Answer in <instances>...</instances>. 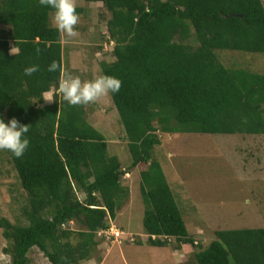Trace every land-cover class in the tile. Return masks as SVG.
Wrapping results in <instances>:
<instances>
[{"label": "trees", "instance_id": "trees-1", "mask_svg": "<svg viewBox=\"0 0 264 264\" xmlns=\"http://www.w3.org/2000/svg\"><path fill=\"white\" fill-rule=\"evenodd\" d=\"M84 1H101L109 13L114 59L101 63V75L122 81L109 96L123 127L129 168L145 166L139 174L147 243L163 247L173 237L176 249L194 250L195 264H264V226L218 229L207 245L195 243L153 156L162 133L264 134V72L227 66L217 57V51L264 55L262 1ZM53 14L39 0H0V118L29 125L30 141L21 158L5 150L26 194L24 223L0 217L9 264H30L33 247L50 264L91 259L96 232L109 226L129 194L121 181L129 169L108 154L85 105L71 106L59 94L62 72L47 70L53 61L61 68L63 62ZM191 36L195 47L186 42ZM32 65L40 70L25 75ZM51 86L54 101L46 105L43 92ZM73 220L82 228L66 226Z\"/></svg>", "mask_w": 264, "mask_h": 264}, {"label": "rangeland", "instance_id": "rangeland-1", "mask_svg": "<svg viewBox=\"0 0 264 264\" xmlns=\"http://www.w3.org/2000/svg\"><path fill=\"white\" fill-rule=\"evenodd\" d=\"M261 1L264 6V0ZM83 3L87 2L77 0V5L82 8ZM79 17L77 40L63 41V67L64 74L79 76L84 81L101 75V61L114 59V42H108L106 19L91 25L96 29L89 34L82 14ZM98 30L102 36L100 40ZM186 42L193 47L198 44L192 36ZM10 45L15 47L12 42ZM96 48L99 49L97 56ZM217 57L227 66L264 72L262 54L217 51ZM54 91L51 86L43 93L53 96ZM85 110L87 121L106 138L108 154L119 159L121 168L129 169L121 179L129 194L116 211L115 218L109 220V224L124 233L118 240L96 236L98 245L94 256L81 264H195L194 250L176 249L173 237L163 247L147 243L148 236L142 226L145 204L140 193L139 174L145 166L129 168L131 156L109 94L85 105ZM160 139L161 144L155 147L153 156L161 164L195 243L207 245L216 238L218 229L264 226V134L162 133ZM76 194L83 199L81 191L77 190ZM25 204L26 194L10 157L5 150H0V217H6L12 223H24L22 210ZM66 226L82 228L75 220ZM131 237L134 240H130ZM6 245L0 228V264L10 262V257L2 251ZM27 255L30 264H50L36 247L31 248Z\"/></svg>", "mask_w": 264, "mask_h": 264}, {"label": "clouds", "instance_id": "clouds-1", "mask_svg": "<svg viewBox=\"0 0 264 264\" xmlns=\"http://www.w3.org/2000/svg\"><path fill=\"white\" fill-rule=\"evenodd\" d=\"M40 5L54 9L53 23L57 31L65 38H74L79 35L76 26L80 22L77 13V0H39ZM40 49H36L37 55ZM18 49L12 47L10 54L15 55ZM63 69L53 61L48 66L49 72H56ZM39 66L32 65L24 69V74L31 76L38 72ZM122 86V81L109 75H99L91 80L82 81L79 76L65 74L59 81L58 90L63 99L71 106L87 105L97 102L100 98L109 93H117ZM44 101L51 103L54 101L52 94L47 93ZM29 132V125L21 124L16 118L10 119L7 123L0 118V150L11 152L16 158H21L29 147V139L25 134Z\"/></svg>", "mask_w": 264, "mask_h": 264}, {"label": "crops", "instance_id": "crops-1", "mask_svg": "<svg viewBox=\"0 0 264 264\" xmlns=\"http://www.w3.org/2000/svg\"><path fill=\"white\" fill-rule=\"evenodd\" d=\"M84 4V3H83ZM78 6V5H77ZM84 8H82V10H81V12L80 13H78V14H82V17H83V19H82V21H86V23H87V30H88V32H89V34L91 33V30L93 31L94 29H96V27L95 26H91V25H93V24H95V25H97V24H100L101 23V21H103L104 19H106V21L108 20V18H109V13H107L106 11H104L103 10V5H102V3H98L97 1H92V2H88V3H85L84 5ZM77 28H78V25L76 26V30H77ZM99 31V30H98ZM99 34H100V38H99V40L101 39V32L99 31ZM78 37V36H77ZM64 39H68V40H72V41H76L77 39H76V37H74V38H65L62 34H61V44H62V48H63V41H64ZM88 40H89V37H88ZM90 40H91V38H90ZM72 41H69V42H72ZM99 42V41H98ZM98 42H97V45H98ZM91 44V43H90ZM91 45H95L96 46V44H94V43H92ZM16 48V47H15ZM95 48V47H94ZM17 49V48H16ZM97 50H96V52H95V55L97 56V51H99V49L98 48H96ZM100 54V53H99ZM94 55V56H95ZM63 57V56H62ZM63 60V59H62ZM100 62V61H99ZM103 61H101L100 62V65H101V63H102ZM62 69H63V73H62V78L64 77V67H63V62H62ZM61 78V79H62ZM45 94H47V93H43V99H44V96H45ZM103 98V97H102ZM52 103V102H51ZM51 103H48V102H46V101H44V104H46V105H48V104H51Z\"/></svg>", "mask_w": 264, "mask_h": 264}, {"label": "built area", "instance_id": "built-area-1", "mask_svg": "<svg viewBox=\"0 0 264 264\" xmlns=\"http://www.w3.org/2000/svg\"><path fill=\"white\" fill-rule=\"evenodd\" d=\"M108 42H109V44L113 43V41L111 39H108ZM104 48H106V44H104ZM123 233H124V231L120 230L115 225L110 223L107 228H102V229L98 230L96 232V236H98L99 238H105L107 240L114 237V240H118L117 238H120V235H122ZM159 237H160V239L164 238L162 236H159ZM152 238H156V236L153 235ZM130 240H134V239L131 237Z\"/></svg>", "mask_w": 264, "mask_h": 264}]
</instances>
